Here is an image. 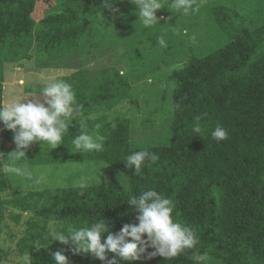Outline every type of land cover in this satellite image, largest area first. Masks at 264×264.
I'll return each instance as SVG.
<instances>
[{"label": "trees", "instance_id": "obj_1", "mask_svg": "<svg viewBox=\"0 0 264 264\" xmlns=\"http://www.w3.org/2000/svg\"><path fill=\"white\" fill-rule=\"evenodd\" d=\"M67 1L79 2L80 10L89 15L100 13L105 24L109 8L136 16L129 0ZM36 2L0 0V105L6 64L32 60L34 45L35 58L47 62L84 51L89 23L79 20L72 10L48 14L35 22L31 15ZM208 15L223 46L198 49V55L165 79V85L171 87V115L166 141L161 144L130 139V120L116 107L134 101L130 84L116 69L100 73L78 70L57 77L71 85L82 105L80 114L71 120L64 144L51 149L46 142H34L17 166L102 162L127 177V188L103 176L83 189L13 192L4 199L8 186L0 172V235L6 208L31 216L15 245L21 256L28 252L33 264H53L52 253L63 250L68 264H107L88 253L75 252L71 243L47 241L50 233L42 228L49 225L67 233L70 227H86L102 218L111 232H119L124 224L136 223L138 213L127 201L150 188L173 202L177 222L196 232L199 244L193 251L221 264H264V23L259 24L256 10L246 19L237 10L215 6ZM197 123L205 129L201 134L193 132ZM218 124L228 131L227 140L211 138L210 132ZM81 132L105 137L103 151H70L72 138ZM13 136L10 130L2 134L0 123V154L5 158L15 150ZM4 142L10 146L4 148ZM141 150L155 153L159 159L146 161L141 173L134 174L124 162L132 152ZM37 240L46 248L37 250L33 246ZM152 251L148 248L145 255ZM5 255L0 249V263ZM133 264L195 261L189 252L174 259L156 256Z\"/></svg>", "mask_w": 264, "mask_h": 264}, {"label": "rangeland", "instance_id": "obj_2", "mask_svg": "<svg viewBox=\"0 0 264 264\" xmlns=\"http://www.w3.org/2000/svg\"><path fill=\"white\" fill-rule=\"evenodd\" d=\"M167 2L162 0V3ZM79 5V2L67 0H37L31 15L35 22L48 14L72 10L77 11L79 20L89 23L90 31L83 40L84 51L71 52L59 60L47 62L35 58L37 46L34 45L31 50L34 57L32 60L6 64L2 101L4 104L11 103L37 90L35 97H28V100L35 99L43 103L44 98L38 90L42 76L57 78L78 70L100 73L114 68L126 77L134 101L122 102L116 110L130 120V139L141 144L157 145L166 141V129L171 115V87L165 85V79L192 56L198 55V49L209 51L214 45L223 46V41L217 39L210 27L208 13L211 8L226 6L237 10L246 19L256 10L259 24L264 23V0H194L197 11L188 15H173L167 8H162L155 13L160 22L147 28L137 16L117 8L106 10L108 21L105 24L100 13L89 15L82 12ZM160 37H163L166 46L161 47L157 43ZM1 126L3 134L7 129L2 123ZM3 144L4 148L10 146L6 142ZM19 167L23 170L22 175L4 173L8 186L7 192L3 194L4 199H8L13 192L79 188L81 181L88 187L97 184L103 176L112 177L127 188V177L102 162ZM4 214L0 249L6 255L0 264H22V256L15 245L27 230L31 216L27 212L19 215L17 210L8 208ZM48 226L42 228L48 234L56 231ZM204 264L221 263L208 257Z\"/></svg>", "mask_w": 264, "mask_h": 264}, {"label": "clouds", "instance_id": "obj_3", "mask_svg": "<svg viewBox=\"0 0 264 264\" xmlns=\"http://www.w3.org/2000/svg\"><path fill=\"white\" fill-rule=\"evenodd\" d=\"M134 6L135 13L147 28L160 22L155 13L167 8L174 14L188 15L197 11L194 0H129ZM157 43L164 47L165 41L160 37ZM22 70V69H21ZM39 93L43 103L28 97H35L36 91L26 93L22 98L11 103L0 105V123L7 130L14 133L15 150L5 158L0 154V172L5 174H23L17 161L25 158V149L34 142H46L51 149L64 144V134L75 116L80 114L82 105L77 103L76 95L71 85L63 79L54 76H42ZM27 100L24 103L22 101ZM199 120V117H197ZM205 131L199 123L193 132L201 134ZM212 139L224 141L228 139V131L221 125H216L210 132ZM105 137L81 132L71 140L68 147L72 152H101L104 149ZM159 156L147 150L132 152L125 160L127 169H134V174H140L146 161L155 163ZM87 185L81 181L79 187ZM138 213L136 223L124 224L119 232L110 231L106 221L102 218L90 223L86 227H70L65 233L62 230L53 231L47 241L59 242L63 245L74 246L78 253H88L99 261L107 264H133L141 259H152L160 256L163 259H174L191 252V259L195 264L207 261L206 254L193 251L199 244L196 232L173 218L174 204L164 195L154 189H144L127 201ZM106 238L103 239L102 237ZM33 246L39 250L44 247L39 241ZM148 248L154 249L147 252ZM111 255V259H108ZM53 264H68L63 250L52 253ZM22 264H33L28 252L21 257Z\"/></svg>", "mask_w": 264, "mask_h": 264}, {"label": "crops", "instance_id": "obj_4", "mask_svg": "<svg viewBox=\"0 0 264 264\" xmlns=\"http://www.w3.org/2000/svg\"><path fill=\"white\" fill-rule=\"evenodd\" d=\"M4 104V102L2 101V105ZM12 194V193H11Z\"/></svg>", "mask_w": 264, "mask_h": 264}]
</instances>
